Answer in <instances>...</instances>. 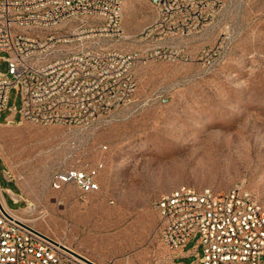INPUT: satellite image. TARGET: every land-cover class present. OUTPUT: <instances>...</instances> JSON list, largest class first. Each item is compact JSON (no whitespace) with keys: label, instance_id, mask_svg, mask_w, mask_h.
<instances>
[{"label":"rangeland","instance_id":"374dc122","mask_svg":"<svg viewBox=\"0 0 264 264\" xmlns=\"http://www.w3.org/2000/svg\"><path fill=\"white\" fill-rule=\"evenodd\" d=\"M157 17L147 0H122V38L90 41L135 55L137 90L124 108L88 127L19 123V113L8 123L9 110L22 107L12 89L0 113L8 207L95 264L196 262L189 253L197 238L175 261L160 239L153 203L178 187L226 192L243 183L264 208V0H226L205 31L180 40L143 37ZM78 25L57 30L67 35ZM181 48L183 58L169 57ZM95 169L96 191L55 187L61 173Z\"/></svg>","mask_w":264,"mask_h":264},{"label":"built area","instance_id":"2783aa9c","mask_svg":"<svg viewBox=\"0 0 264 264\" xmlns=\"http://www.w3.org/2000/svg\"><path fill=\"white\" fill-rule=\"evenodd\" d=\"M147 1L158 17L143 37L158 32L180 40L205 31L226 0ZM73 21L79 25L67 35L58 32ZM121 26L122 0H0V53L7 54L8 65L0 72V113L12 89L20 92L22 107L9 110L8 123L17 122L19 113V123L88 127L127 106L137 90L135 55L99 42L90 45L95 38H122ZM184 56L185 48L169 54ZM97 172L61 173L55 187L75 183L83 192L96 191ZM153 208L160 218L161 243L174 261L185 257L179 253L197 238L189 253L197 261L190 264H264V208L243 183L226 192L178 187L154 201ZM11 212L0 187V264H89L29 230Z\"/></svg>","mask_w":264,"mask_h":264},{"label":"water","instance_id":"95a60500","mask_svg":"<svg viewBox=\"0 0 264 264\" xmlns=\"http://www.w3.org/2000/svg\"><path fill=\"white\" fill-rule=\"evenodd\" d=\"M24 226H25L26 228H28L29 230L34 231V229H32L31 227H29V226H27V225H24ZM53 242H54V241H53ZM54 243H55V244H58L57 242H54ZM71 253L74 254L76 257H78V258H80V259H82V260L87 261L89 264H95V263H93V262H91V261H89V260H87V259L81 257L80 255H78L77 253H75V252H73V251H71Z\"/></svg>","mask_w":264,"mask_h":264},{"label":"bare ground","instance_id":"6f19581e","mask_svg":"<svg viewBox=\"0 0 264 264\" xmlns=\"http://www.w3.org/2000/svg\"><path fill=\"white\" fill-rule=\"evenodd\" d=\"M12 214H13V216L18 220V221H20L21 223H23V224H25V225H27V226H29L26 222H25V220H22V219H20L16 214H15V212H11ZM30 227V226H29ZM32 228V227H31ZM32 229H34V228H32ZM36 230V229H35ZM43 234V233H42ZM58 243V242H57ZM59 245H61V246H65V245H63L62 243H58ZM65 247H67V246H65ZM68 248V247H67ZM68 249H70V248H68ZM79 255V254H78ZM81 257H83V256H81ZM83 258H85V257H83ZM85 259H87V258H85Z\"/></svg>","mask_w":264,"mask_h":264},{"label":"crops","instance_id":"0c3cea01","mask_svg":"<svg viewBox=\"0 0 264 264\" xmlns=\"http://www.w3.org/2000/svg\"><path fill=\"white\" fill-rule=\"evenodd\" d=\"M7 192L11 195V197H12V199H13V201H14V203H16L15 202V200H17L15 197L16 196H18V195H15L11 190H7ZM18 204V203H17ZM186 255V252H185V249L182 251V252H180L179 253V256H185ZM176 264V263H175Z\"/></svg>","mask_w":264,"mask_h":264}]
</instances>
